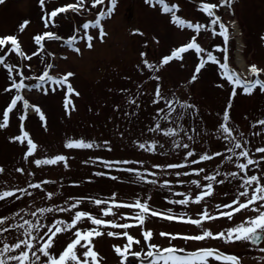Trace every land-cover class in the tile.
I'll use <instances>...</instances> for the list:
<instances>
[{
	"label": "rangeland",
	"instance_id": "rangeland-1",
	"mask_svg": "<svg viewBox=\"0 0 264 264\" xmlns=\"http://www.w3.org/2000/svg\"><path fill=\"white\" fill-rule=\"evenodd\" d=\"M76 2L77 0H46L43 11H51L56 7ZM166 2L170 5H178L177 15L182 18L193 23L209 25V18L200 10L199 4L202 2L218 4L219 0H166ZM91 4L92 0H85V8L89 10L59 14L54 24H50L47 29L44 28L41 20L42 10L38 0H5V3L0 4V36L17 35L26 55L39 50V46L34 43L35 35L42 34L43 31H53L62 37L60 41L46 40L44 51L39 56H33L31 61L14 54L9 46L6 51L0 52L5 62L17 68L22 67L25 75L30 77L42 75L47 64L52 63L54 67L49 70V74L59 77L72 72L74 75L69 81L81 94L79 97H72L76 111L68 116L63 108L64 90L58 89L55 93L49 91L48 95L36 89L22 90L21 94L25 99L30 104L39 106L45 113L47 127L43 126L44 122L40 121L38 114L31 109L27 111V118L21 122L19 116L24 114L22 103L18 105L19 111L14 110V113L10 114L9 127L0 129V167L5 169L0 173V191L25 188L29 183H41V188L29 189L32 196H23L19 200L10 197L0 201V217H11L21 210L30 212L36 207H67L75 200L83 199L84 203L72 212L46 214L47 219L44 222L48 223L53 219L70 222L77 210L90 211L100 218V208L103 206L98 207L91 200L108 199L113 195L120 202L130 203L140 199L142 202L147 201L152 210L167 212L171 209L173 213L184 214L186 218L199 219L204 208H207L211 215H218L221 209H217L216 205L231 203L237 191L241 190L238 180L229 178L223 184L214 185L212 195L200 204L189 203L181 206L170 204L169 201L183 198L174 193L191 194L194 199L201 190L191 181L199 179L201 183H207L202 179L205 173L212 174L217 168L222 173L239 171L234 163L224 161L221 157H214L212 161H202L199 165L191 164V160L199 159V155L203 152L209 154L217 151L225 152L226 141L218 138L217 121L220 120V116H217V113L222 116L232 86L220 76L219 68L214 64L207 65L198 79L189 83L199 62V55L194 50L183 54V60L170 62L159 72L147 69L143 60L158 65L163 56L170 54V51L176 47L190 42L195 35L197 42L208 51H212L221 62H225L224 58L227 57L231 68L242 72L244 77H249L248 69L251 65L255 64L258 68L264 69V0H233L225 11L223 7L216 9L217 15L229 29V37L232 36L228 19L232 17L238 19L241 28L239 33L245 43L244 50L233 46L231 38L225 45L222 37L212 35L210 27L208 30L202 29L198 35L193 29L177 28L170 22V14L163 13L159 5L152 7L146 3V0H117L113 14L102 20L103 28L107 33L104 40L98 38V29L88 30V34L94 37L93 47L89 49L86 41L79 39L84 35L82 24L94 20L99 10L110 6L109 0H105V5L97 6V9H92ZM25 19L30 23L23 33H19L18 28ZM216 31H219L218 27ZM74 34L78 37L77 43L70 47L64 41ZM217 46L226 51H219ZM74 47H79L80 52L76 53ZM141 53L145 55L142 56ZM15 75L16 73H13V76ZM156 75L161 76L160 81L153 78ZM261 78H264V74ZM36 82L35 79L26 80L28 84ZM157 83L161 85V90L166 95L175 92L182 99L195 103L203 121L202 124L200 119L196 121L200 135L197 137L198 142L191 145L196 155L187 158L188 164L185 169L174 170L164 166L168 163H184L186 150L173 149L168 137L148 131L152 117L155 115L156 106L151 101ZM218 84H224V87L219 88ZM10 85L11 80L8 79L7 70L0 66V112L16 94L15 90L11 93L4 91V88ZM138 91L140 95H137ZM237 92L238 96L230 111L231 123L245 133L252 158L260 160L264 154L256 153L255 148L264 147V125L257 123L258 120L264 119V92L257 90L250 97L243 95L239 89ZM129 96L137 99L140 104L139 109L127 103ZM126 112L129 113L128 116L125 115ZM133 112L136 114L131 115ZM186 119L188 123L185 127H189L192 120ZM21 123L23 130L29 132L38 146L37 152L28 159L24 158L26 146L12 139L21 134ZM69 139H84L101 147L68 149L65 145ZM151 139L159 140L164 144V148L158 145L154 152L139 148V143L151 142ZM105 141H108L107 146L104 145ZM184 142L188 141L185 139ZM108 148H111V151ZM55 155L66 156V166L65 162L41 166H36L33 162L35 159L53 158ZM103 160L133 161L134 164L119 167H134L144 173L147 179L139 181L134 173L121 172L116 168L108 169L102 163ZM154 165L161 167L156 168ZM199 167L205 168V173H201L200 176L193 173L187 177H176L171 174L176 171L192 173L193 169ZM17 168H23L24 171L17 172ZM261 171H264V160L260 161L259 169L250 166L249 175L260 174ZM96 172H104L106 175L99 177L95 175ZM150 172H155L156 176L148 175ZM111 176H116L117 179L114 181L110 179ZM152 179H156L157 183L148 182ZM165 180L170 182L169 186L161 187ZM43 181L49 183L44 184ZM48 192L53 193L51 200L47 199ZM241 201L243 202V198ZM125 213L134 214L130 210L121 209L118 215ZM21 214L23 215V212ZM255 215L256 213L245 209L235 213L231 220L227 217H219L216 220L204 221L199 226L148 216L143 228L128 230L134 238L141 240L140 245H133L132 251L147 250L141 236V232L147 229L154 233L152 243L160 246L172 244L189 251L201 247H213L237 255L242 260V264H264V260L260 259L264 253L259 250L264 247V241L259 245L248 241L225 243L223 240L211 238L204 241L182 239L169 241L168 238L159 235L161 231L199 235L202 234V230H211L215 235ZM77 227L87 228L91 225L85 220ZM102 231L105 235L93 241L95 250L103 257L102 264H121V258L115 254L112 246H123L125 241L106 235L108 231L120 230L102 229ZM4 235L8 237L9 242H12L18 233L13 230ZM73 238L71 232L58 234L54 239L55 252L62 251ZM77 251L79 253L81 250ZM124 264H141V260L129 255ZM210 264L216 262L210 261Z\"/></svg>",
	"mask_w": 264,
	"mask_h": 264
},
{
	"label": "snow or ice",
	"instance_id": "snow-or-ice-1",
	"mask_svg": "<svg viewBox=\"0 0 264 264\" xmlns=\"http://www.w3.org/2000/svg\"><path fill=\"white\" fill-rule=\"evenodd\" d=\"M39 6L42 10L41 20L44 28L47 29L50 24H54L55 18L59 14H66L69 12L79 13L82 10H89L85 8V0H77L76 3H68L66 6L56 7L51 11H43L45 9L46 0H38ZM233 0H219V3H200V10L206 14L209 18V25L202 23H193L189 20L177 15L179 7L176 4H169L166 0H146V3L152 7L160 6V9L165 14H170V22L180 29H193L198 35L202 29L208 30L211 28L213 36H219L223 38V42L226 45L229 41V29L225 23L222 22L221 17L217 15L216 9L218 7L230 6ZM5 3V0H0V4ZM110 6L103 10L98 11V16L94 20H89L82 24L84 35L79 39L86 41V46L90 49L93 47L92 41L94 37L88 34V30L98 29V38L103 41L107 33L105 32L102 20L106 17H110L117 5V0H109ZM105 5V0H92L91 8L97 9V6ZM30 21L25 19L19 26L18 32L23 33ZM219 31H216V28ZM78 31V30H77ZM142 35V33H141ZM35 45L39 46L38 51H34L31 55H26L22 50L21 43L19 42L17 35H2L0 36V52L6 51L9 46L13 53L19 57L31 61L33 56H39L44 51L46 40L48 41H60L62 37L55 34L53 31H43L42 34H37L33 37ZM77 35H71L66 41L68 46H73L77 43ZM219 51H226L224 48H220ZM73 50L76 53L80 52L79 47H74ZM190 50L199 55V62L196 65L193 74L189 80V83L195 82L198 79L199 74L209 64L217 65L219 68L220 76L230 84L231 90L229 96L226 98L225 107L222 111L220 120L217 121V133L219 139L226 141L227 147L225 152H214L209 154L203 152L199 155V159H192L191 164L199 165L202 161H212L214 157H221L224 161L234 163L235 167L239 171L221 172L217 168L212 174L205 173L204 167L193 169V172L188 171H176L171 173L176 177H187L193 173L196 176H200L201 173H205L202 177L203 181L207 183H201L199 179L192 180L191 183L196 185L201 191L195 195L194 199L191 194L174 193L176 196H182L181 199L170 200V204L174 205H188L189 203L200 204L205 198L212 195L214 185L223 184L225 180L229 178L236 179L239 182V188L235 198L231 203L216 205L217 209H221L218 215H211L207 208H204L199 219H192L184 214H175L169 209L167 212H158L152 210L147 201L142 202L140 199H136L130 203L120 202L115 198V195L108 199L93 198L91 200L96 206H103L100 208L101 217L98 218L90 211L77 210L71 217L70 222L62 219H53L48 223L44 221L47 219L46 214L54 212H72L73 209H77L78 206L84 203L83 199H77L67 207H36L34 210L17 211L13 216L0 217V264H102L103 257L95 250L93 243L94 239L105 235L102 229H116L120 231H108L106 235L117 239L124 240L123 246L113 245L115 254L121 258V264L127 260L129 255L140 258L141 264H210V261L216 262V264H242V260L235 254H228L225 251H221L213 247H201L197 250L189 251L183 247H177L172 244L168 246H160L152 243L154 233L152 230H143L141 236L143 238L146 251H132L133 245H140L141 240L134 238L129 229L136 227L143 228L146 223V218L159 217L166 221H174L178 223H186L199 226L204 221L216 220L219 217H227L231 220L235 213H239L242 210L249 209L256 213L254 217L246 218L243 222L236 224L233 227L227 228L224 231H219L215 235L211 230H202V234L199 235H183L181 233H170L161 231L160 236L166 237L169 241L182 239L184 241H204L206 239H218L223 240L225 243H234L238 241H248L252 244H258L264 239V171L260 174L249 175L250 166L260 168V161L264 160V155L260 157V160H254L252 158L251 150L247 146L248 140L245 137V133L240 131L235 124L231 123L230 111L233 109V102L238 96L237 90H241L245 96H252L254 92L259 90L264 92V78H261L264 74V69L258 68L255 64L251 65L248 69L250 76L244 77L239 72L230 67L227 63V57L225 62L213 54L212 51H208L197 42L196 36H192L190 42H187L181 46L176 47L170 51V54L165 55L159 61V64L149 63L148 60H143V64L147 69L153 72H159L161 68L170 64L173 61L183 60V54L188 53ZM203 54V55H201ZM141 55H145L141 53ZM0 66L7 70L8 79L11 80L10 87L4 88L5 92L11 93L15 90V95L11 97L10 102L0 112V129H6L9 127L10 114L14 113V110L19 111L18 105L22 103L24 114L19 116V120L23 122L27 118V111L31 109L34 113L38 114L40 121L44 122V127H47V118L41 108L35 104H30L24 95L22 90L24 89H36L42 91L44 95H48L49 91L52 93L57 92L58 89L64 90L63 96V108L68 116H71L72 112L76 111V104L72 97H79L81 94L77 91L69 78L74 74L68 72L62 76H53L49 74V70L53 69L54 65L48 63L46 70L42 75L37 77H30L25 75L21 68H17L11 63H6L4 56H0ZM13 73H16L13 76ZM156 81L161 80V76L156 75L153 77ZM35 79L37 82L28 84L26 80ZM217 87L223 88L224 84H218ZM137 95H140L139 91ZM127 103L135 106L136 109L140 108V104L136 98L129 96ZM151 103L156 106L154 109L155 115L152 117V124L148 127V131L155 134H160L162 137H168L171 141L173 149L186 150L184 163H168L164 167L167 169H185L188 161V157H194L196 155L195 150L191 145L198 142L200 132L196 127L197 119L202 118L199 116V109L195 103L189 102L188 99H182L175 92L166 95L161 90V85L156 84L154 89V98ZM119 106H117L118 108ZM133 112L131 115H135ZM126 116L129 113H125ZM192 120V124L189 127H185L188 123V119ZM164 122V123H162ZM259 125H264V119L257 121ZM255 127V125H253ZM123 136V133H121ZM16 142L26 146L25 159L33 157L37 152V143L34 142L28 131L23 130V123H21V134L12 137ZM188 142H184V140ZM104 145H108V141L104 142ZM159 145L160 148H164V144L160 143L157 139H151V142L139 143L140 149H145L148 152H154ZM68 149H92L93 147H101L94 142H86L84 139H69L66 143ZM111 151V148H108ZM256 153L264 154V147H256ZM227 153V154H225ZM167 155V153H164ZM243 160V162H241ZM34 164L36 166L41 165H56L60 162H67V157L64 155H55L53 158L35 159ZM102 163L108 169L116 168L118 171L134 173L139 181H145L146 175L137 171L134 167L120 168V165L134 164L135 162L129 160H103ZM156 168H160L161 165H154ZM5 169L0 167V173H3ZM17 172H23V168H17ZM31 175V174H30ZM96 176L103 177L106 174L104 172H96ZM148 175L155 177V172H150ZM218 177H222L218 179ZM110 179L116 180V176H111ZM151 184H156L157 180L152 179L148 181ZM183 183V181H179ZM47 184L49 181H43ZM170 182L165 180L161 187L169 186ZM41 183H29L25 188H15L11 190L0 191V201H5L7 198L15 197L19 200L23 196H32L29 189H40ZM19 193L20 195H17ZM47 199L51 200L53 193L48 192ZM243 198V202L241 201ZM256 205H259L258 207ZM127 209L134 214L129 215L127 213L118 215L119 210ZM223 209H229L224 211ZM23 212V215L21 214ZM31 217V218H26ZM110 219H106L109 218ZM89 221L91 227L81 228L77 227L82 221ZM11 221V222H10ZM126 221V222H120ZM18 233V235L9 242L5 233L12 231ZM74 230V231H73ZM71 232L74 237L70 242L66 244V247L62 251L55 252L54 239L61 233ZM78 249L81 251L78 253ZM260 252L264 253V247H261ZM43 258V259H42ZM264 260V256L260 257Z\"/></svg>",
	"mask_w": 264,
	"mask_h": 264
},
{
	"label": "water",
	"instance_id": "water-1",
	"mask_svg": "<svg viewBox=\"0 0 264 264\" xmlns=\"http://www.w3.org/2000/svg\"><path fill=\"white\" fill-rule=\"evenodd\" d=\"M262 241V240H261Z\"/></svg>",
	"mask_w": 264,
	"mask_h": 264
}]
</instances>
